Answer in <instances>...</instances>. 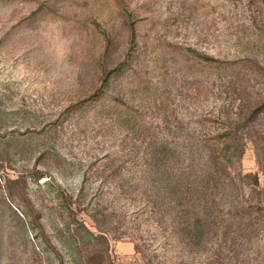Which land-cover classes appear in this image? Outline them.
<instances>
[{
  "label": "rangeland",
  "instance_id": "rangeland-1",
  "mask_svg": "<svg viewBox=\"0 0 264 264\" xmlns=\"http://www.w3.org/2000/svg\"><path fill=\"white\" fill-rule=\"evenodd\" d=\"M0 264H264V0H0Z\"/></svg>",
  "mask_w": 264,
  "mask_h": 264
},
{
  "label": "trees",
  "instance_id": "trees-1",
  "mask_svg": "<svg viewBox=\"0 0 264 264\" xmlns=\"http://www.w3.org/2000/svg\"><path fill=\"white\" fill-rule=\"evenodd\" d=\"M231 124L229 121V123L227 125L228 128H230ZM240 139H241V137H239V136L236 138H232V137L230 138V134L227 133V131H225V133L218 135L215 138V140L213 141V143L210 145L209 158L212 161V163H214L215 165L221 166L224 169L232 166V163L235 160L241 158L242 151L240 149V150H238V153H236V154L231 152L232 146L230 145L231 144L230 141L231 142L235 141L236 144H239ZM101 221L105 222L104 219H102ZM96 237L102 240V244H104V246L107 249L108 242H107L105 235L100 233ZM139 249L140 248H136V250H139Z\"/></svg>",
  "mask_w": 264,
  "mask_h": 264
}]
</instances>
